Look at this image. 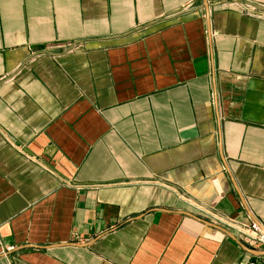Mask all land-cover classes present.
<instances>
[{
    "label": "crops",
    "instance_id": "1",
    "mask_svg": "<svg viewBox=\"0 0 264 264\" xmlns=\"http://www.w3.org/2000/svg\"><path fill=\"white\" fill-rule=\"evenodd\" d=\"M264 0H0V264H264Z\"/></svg>",
    "mask_w": 264,
    "mask_h": 264
},
{
    "label": "built area",
    "instance_id": "2",
    "mask_svg": "<svg viewBox=\"0 0 264 264\" xmlns=\"http://www.w3.org/2000/svg\"><path fill=\"white\" fill-rule=\"evenodd\" d=\"M190 203V202H189ZM192 207L199 213V215L208 220L215 226L226 227L239 236L243 241L258 243L264 247V229L257 223H252L249 227L241 224H237L231 221L229 218L219 215L213 210H210L202 205L196 203H190ZM239 264H256L254 263H244L240 262Z\"/></svg>",
    "mask_w": 264,
    "mask_h": 264
}]
</instances>
